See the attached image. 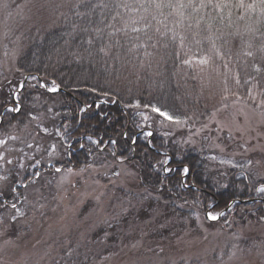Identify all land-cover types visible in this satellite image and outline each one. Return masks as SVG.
I'll use <instances>...</instances> for the list:
<instances>
[{
  "label": "trees",
  "instance_id": "1",
  "mask_svg": "<svg viewBox=\"0 0 264 264\" xmlns=\"http://www.w3.org/2000/svg\"><path fill=\"white\" fill-rule=\"evenodd\" d=\"M157 2L160 8L149 0H60L53 7L55 22L40 23L22 39L15 71L0 72V139L12 127L36 126L45 116L59 130L67 167L80 172L105 164L120 172L105 196L123 201L128 217L114 218L123 226H110L113 236H104L106 227L90 236L98 241L97 248H87L94 250L90 263L125 246L128 220L137 228L151 222L150 227L171 223L175 229L196 209L224 213L207 219L211 226L231 219L241 227L264 222V191L257 190L264 177L244 167L217 168L213 152L172 135L153 111L158 107L194 126L206 120L209 111L191 66L206 58L232 67L245 92L252 85L264 89V5L259 0ZM26 76L31 77L15 99L14 88ZM52 81L62 91L41 87H54ZM17 106L19 112L8 110ZM146 113L151 125L144 127ZM59 166L40 174L52 175ZM123 166L136 174L132 184H126ZM0 205L2 213L9 208L2 198ZM11 232L17 238L23 231Z\"/></svg>",
  "mask_w": 264,
  "mask_h": 264
},
{
  "label": "rangeland",
  "instance_id": "2",
  "mask_svg": "<svg viewBox=\"0 0 264 264\" xmlns=\"http://www.w3.org/2000/svg\"><path fill=\"white\" fill-rule=\"evenodd\" d=\"M57 2L60 0H0V72L15 71L28 31L40 23L55 22ZM5 3L7 7H3ZM191 66H195L204 111L209 115L197 126L163 117L165 126L172 135L213 152L217 168L244 167L264 177V89L252 85L245 92L232 67L216 66L207 58ZM146 114L144 127L151 125L150 113ZM52 125L53 119L44 116L36 124L41 131L35 123H28L12 127L0 139L4 141L0 143V178L6 177L0 179V198L9 207L0 212V264H264V222L241 227L231 219L211 226L208 212L201 214L196 209L179 220L175 229L171 223L150 227L148 222L137 228L132 220L124 222L130 227L123 238L125 246L111 257L99 256L90 263L87 258L94 250L87 248L98 244L90 236L106 227L104 236L111 237L110 226H123L114 218L128 217L123 201L105 196L107 184H116L120 172L105 164L90 165L80 172L67 167V149ZM57 165L61 171L40 174L41 169ZM122 175L127 177L126 184H132L136 176L125 166ZM19 186L27 191H17ZM12 203L23 215H17ZM13 227L16 233L23 231L17 238L11 236Z\"/></svg>",
  "mask_w": 264,
  "mask_h": 264
},
{
  "label": "snow or ice",
  "instance_id": "3",
  "mask_svg": "<svg viewBox=\"0 0 264 264\" xmlns=\"http://www.w3.org/2000/svg\"><path fill=\"white\" fill-rule=\"evenodd\" d=\"M150 3H155V6L157 8H160L162 5L161 3L157 2V0H149ZM261 5H264V0H259ZM241 5H243V0H241ZM8 5L5 3L3 4V7H7ZM127 6V5H125ZM169 6H172L171 4H169ZM179 7H184V5L181 3L178 5ZM219 6V5H217ZM248 7H253V5H248ZM261 11L264 12V7L261 8ZM135 30V29H134ZM101 51H103V49H101ZM185 63H187V61H185ZM32 79H36L35 77H32ZM52 84L54 85V87L49 88V91H57L58 90V85H55V81H52ZM21 88H23V84L20 85ZM41 87H45V85L41 84ZM18 103V102H17ZM261 104H264V100L261 101ZM9 111H13V112H19L20 108L19 106H17L16 108H9ZM153 111L158 113L160 116L165 117L168 120H173L175 119L172 115H170L169 113L162 111L160 108L158 107H153ZM45 131H47V129H45ZM112 143H115V141H111ZM0 143H4V141H0ZM96 143H100V141H97ZM55 147V146H53ZM81 147H83V145H81ZM0 159H3L2 156H0ZM8 163H11V161H8ZM57 172L61 171V169L57 168L56 169ZM188 169L185 168V172H187ZM35 175H39V173H36ZM0 179H6V177L0 178ZM258 191H264V185L261 186V188L257 189ZM13 192H15V188L12 189ZM0 195H3V191L0 190ZM6 203V202H5ZM2 206V205H0ZM11 208L16 210L17 215H23V213L17 208L16 203H12L11 204ZM224 216L223 212L217 213V214H212L211 212L208 213V218L211 220H216L218 219V217ZM17 216H12L11 219L12 220H16Z\"/></svg>",
  "mask_w": 264,
  "mask_h": 264
},
{
  "label": "water",
  "instance_id": "4",
  "mask_svg": "<svg viewBox=\"0 0 264 264\" xmlns=\"http://www.w3.org/2000/svg\"><path fill=\"white\" fill-rule=\"evenodd\" d=\"M29 77H30V76H27V77L25 78V80H24V82H23V88H24V86H25V84H26V82H27V80H28ZM23 88H21V89L18 91V93H19ZM59 91H62V88H59V87H58L57 92H59ZM50 92H56V91H50Z\"/></svg>",
  "mask_w": 264,
  "mask_h": 264
}]
</instances>
